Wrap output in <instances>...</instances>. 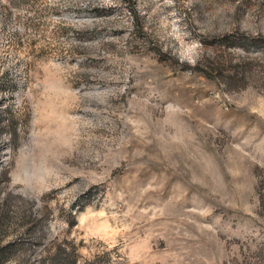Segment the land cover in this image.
Instances as JSON below:
<instances>
[{
  "label": "rangeland",
  "instance_id": "374dc122",
  "mask_svg": "<svg viewBox=\"0 0 264 264\" xmlns=\"http://www.w3.org/2000/svg\"><path fill=\"white\" fill-rule=\"evenodd\" d=\"M0 264H264V0H0Z\"/></svg>",
  "mask_w": 264,
  "mask_h": 264
}]
</instances>
